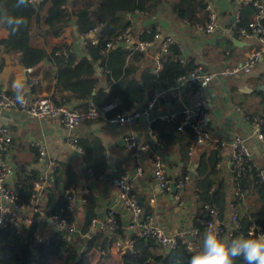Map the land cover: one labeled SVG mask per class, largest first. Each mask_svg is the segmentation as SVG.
<instances>
[{
  "label": "crops",
  "instance_id": "0c3cea01",
  "mask_svg": "<svg viewBox=\"0 0 264 264\" xmlns=\"http://www.w3.org/2000/svg\"><path fill=\"white\" fill-rule=\"evenodd\" d=\"M164 1L162 12L160 10L154 17L135 13L125 16V20L130 21L136 29H142L148 24L159 27L164 34H169L175 39L185 60L194 58L199 62L200 67L198 68H202L207 73L217 74L204 94L212 115L209 123L211 138L227 141L238 136L245 139L252 152L253 170L264 172V142L255 136L254 127L250 122L251 118L264 114V91L259 89L264 85V57L249 74L238 77L221 74L227 68L242 65L251 50L264 47V36L240 38L232 34L233 30L238 27V20L242 15L243 9L240 10L239 0H205L207 4L215 6L219 18L216 31L210 35L194 32L193 29L179 22L171 12L169 4H166L170 0ZM84 2V0H69V7L77 10ZM49 7L47 4L42 9L40 25L37 26L36 22L32 25L33 45L45 49L49 54L55 46H60L64 50L69 49L78 60H82L85 56L90 57L85 44L87 37L79 33L75 24L64 27L60 36H44L47 27L43 24V20ZM249 19L253 21L254 15H250ZM201 20L204 21V18L201 17ZM8 36L9 30L0 23V42L7 39ZM88 38L97 39V33L89 35ZM159 49L160 46L157 45L150 51V54L158 53ZM66 53L63 51V53H57L60 56L56 55L63 57L62 55H67ZM62 63L61 60L49 57L35 70L30 71L18 63L17 56L4 53L0 48V67L2 66L0 91L7 94L40 93L52 97L56 88L59 67ZM128 66L130 67L128 78L140 79L144 74H153L151 59L146 55L141 60L130 61L129 59ZM103 68L100 62L95 67L98 83L93 93L94 96L98 91L109 92L118 84V80L115 79L108 81L112 74ZM166 89H170V87H157L155 92ZM172 94L174 95V93ZM58 96L63 97V94H58ZM64 98H70V95L65 93ZM149 99L145 98L143 103L133 107H143ZM193 101L194 99L187 93L184 95L183 103H176L171 97L167 104L154 112L152 121H139L132 127H124L104 119L84 122L77 131L79 140L86 147L102 151L106 172L100 176H95L91 172L85 162V154L80 155L70 146L67 132L58 120L36 119L24 113L0 111V125L7 126L12 135L8 162L15 170V175L11 185L16 188L18 182L25 181L26 177H30L33 173L39 176L41 182L44 181L46 175H49V181L36 192L39 201L38 208L42 211L48 205L45 197L47 189L52 187L54 173L57 168L60 169L65 183L71 184V190L78 192L83 199H88L89 196L92 198L96 206L94 213L97 218L102 214L104 221L106 213L110 209H116L117 215L125 223L127 236L122 238V243L126 246L132 237L128 229L129 215L119 206L118 194L112 181L115 178L128 175L134 182L135 194L142 198L145 214L155 216L167 233H176L192 227L198 215L194 196V179L187 184L184 191H177L181 197L179 202L173 196L175 193H162L147 160L142 164V173H139V165L128 150L126 137L134 134L141 143H153L155 140L153 123L161 122L159 117L174 114L184 105ZM67 105L91 106L92 101L79 102L71 99ZM235 107H241L246 116L233 114ZM186 142V138L179 137L170 144L165 142L162 148L163 160L172 179H178L186 173L197 171L198 157L207 150H212L211 146H200L195 156L190 158L187 155ZM38 144L45 148L46 156L43 158L40 157L39 149L36 147ZM53 161L56 164V170L51 172V162ZM222 167L223 169L218 171L220 178L227 186L228 207L226 211H229L235 206L232 203L237 196L231 179L232 166L230 162L225 161ZM250 193V191L247 192L249 195ZM241 198L244 200V204L239 206L241 219L244 215L243 212L246 215L250 209L259 208L262 205L255 196L241 195ZM86 211V205H78L74 220L79 236L86 220ZM36 215L38 217L35 219ZM21 217L25 228L36 223V228L39 229L41 236L51 235L57 231L45 215L35 212L32 207L26 209ZM248 219L252 220V217L249 216ZM81 239L86 241L89 236H82ZM83 241H75L82 251L85 248ZM95 257H99V254H96ZM119 260V251L111 249L107 264H119Z\"/></svg>",
  "mask_w": 264,
  "mask_h": 264
},
{
  "label": "trees",
  "instance_id": "16d2710c",
  "mask_svg": "<svg viewBox=\"0 0 264 264\" xmlns=\"http://www.w3.org/2000/svg\"><path fill=\"white\" fill-rule=\"evenodd\" d=\"M84 4L77 10L69 7V0H45V3L33 7L28 4L27 7H16L17 0H0V23L9 30L7 39L0 42V48L4 53L17 56L18 63L27 70H35L46 58H56L63 63L59 67L55 92L51 97L53 102L58 105H67L71 99L79 102L92 101V105L104 108L110 105H117L116 109L107 114L108 117L122 115L129 112V108L143 103L145 98H151L157 87H171L178 78L187 76L198 69L199 62L194 59H187L185 63L181 62L183 58L182 50L174 45L170 47L168 53L162 56L163 69L156 75L147 73L140 79L128 78L130 75L129 59L141 60L145 55L137 52L130 55L127 49H117L110 52H104L107 42L131 25L130 21L125 20V16L135 13H147L154 17L164 8V0H84ZM49 5L43 24L47 27L46 35L60 36L64 27L75 24L81 35L96 31L97 42L91 41L86 45L87 53L78 60L71 51L64 50L63 47L55 46L50 54L42 48L33 45L32 25H40V13L45 5ZM171 12L176 19L184 23L204 24L207 21L206 1L205 0H170ZM250 15H256V9L253 6L244 7L238 23L237 31L241 28H248L252 22ZM7 17L20 18L25 23L13 33L7 26L5 20ZM204 18V21L201 20ZM264 26V21H263ZM160 50V49H159ZM66 51L67 55L59 57L57 53ZM106 53L107 55H104ZM159 53V52H158ZM107 69L112 75L108 81L118 80V84L109 92L98 91L94 96L97 85L95 76V67L97 63ZM2 66L0 67V72ZM68 93L70 98H64ZM63 94V97L58 96ZM88 108L87 105H81ZM176 123H153V129L168 144L174 139L182 137L177 131ZM178 137V138H177ZM81 144V143H80ZM83 144V143H82ZM81 144V145H82ZM85 162L95 176L105 174L106 166L102 156V151L86 147ZM220 163L219 153L214 150H207L197 159V172L199 177L194 178V196L198 207V217L203 214L206 206L218 210L223 216L228 207L227 186L217 165ZM53 185L47 189L46 201L54 210L65 209L67 199L65 193L71 190V184L65 183L61 170L57 168L53 176ZM40 178L36 173L25 181L18 182L16 189L20 194L21 204L30 205L34 194V184L39 182ZM243 196H255L262 205L250 209L242 215V223L247 228L255 220L257 223H263L264 212V185L259 184L257 172L252 170L244 176L237 187ZM250 191V195L247 192ZM242 206L244 200L241 196L236 197L232 203ZM94 202L89 196L86 205V220L81 228V235H71L54 239L49 246L36 243L33 239L36 223L31 227L23 229L18 233L14 228L8 227L0 230V264H93L94 257L110 258L114 237L110 235L94 234L91 230L92 220L96 218ZM252 217L249 220L248 217ZM38 215L34 218L36 219ZM63 217L70 222H75L74 217L64 212ZM119 229L118 235L126 238L125 223L118 216ZM82 236H89V239L83 241ZM236 238V237H235ZM76 240L83 241L84 250H80L75 244ZM127 241V240H125ZM130 241L133 245L128 247L123 253H120L119 264H190L191 256L194 253L188 251L185 247L167 252L161 248L155 241L137 238L132 236ZM233 264H245L243 257H236Z\"/></svg>",
  "mask_w": 264,
  "mask_h": 264
},
{
  "label": "built area",
  "instance_id": "2783aa9c",
  "mask_svg": "<svg viewBox=\"0 0 264 264\" xmlns=\"http://www.w3.org/2000/svg\"><path fill=\"white\" fill-rule=\"evenodd\" d=\"M45 3V0H30L29 5L38 7ZM240 10L247 6H253L256 9L254 20L248 28L241 27L238 31L234 29L232 34L238 37L264 36V1L263 0H239ZM207 21L204 24L192 23L185 21L184 24L193 29L194 32L202 35L214 33L218 26V14L213 4L206 5ZM148 16L147 13H141ZM239 21V20H238ZM91 31L85 34L87 37L85 44L91 41L96 44L97 39L88 38L89 35L95 34ZM157 45L160 46L159 53L150 54V51ZM176 45L175 39L169 34H164L161 29L155 25L148 24L142 29H136L130 25L121 34L112 37L106 44L104 52H110L117 49H127L130 55L137 52L143 53L151 59L153 73L158 75L163 69L162 56L168 53L170 47ZM60 55V54H57ZM65 56V55H62ZM66 57V56H65ZM264 57V47L251 50L246 57L245 62L240 66L227 68L221 74L223 76H234L251 73ZM182 63L186 60L183 57ZM104 69V68H103ZM109 72V71H108ZM217 74L204 72L202 68L196 69L187 76H182L170 87V89L156 91L152 97L143 105V107H130L129 112L108 117L107 114L116 109L117 105L113 104L104 108L94 105L88 108L78 105H56L50 96H44L40 93L30 94H7L0 91V111L11 113H24L25 115L36 119H56L67 132V138L70 146L80 155H84L85 150L80 144L78 129L88 121L104 119L109 122L117 123L124 127L136 125L143 116L153 115L154 112L167 104L171 97L176 103L184 102V95L187 93L194 101L184 105L174 114L159 117L164 123H176L177 131L182 137L186 138L187 155L190 158L195 156L200 146L208 145L212 150L217 151L220 157V163L217 170L223 169V163L229 161L231 168V179L235 190V195L240 197L241 194L237 187L240 180L253 170L252 152L245 139L235 137L232 140H214L211 138L209 123L211 121V111L207 100L204 98L209 85ZM174 93V95L172 94ZM173 95V96H172ZM246 116L241 107H235L233 114ZM250 122L254 127L255 136L264 142V114L260 117L251 118ZM153 143H141L136 135L131 134L126 137L127 147L132 158L139 165V173H142V164L145 160L150 165L157 184L162 193H175L174 198L179 202L180 194L185 190L187 184L194 178L199 177L197 171L186 173L181 178L172 179L164 163L162 148L165 141L155 132ZM12 141L11 131L7 126H0V230L8 227L14 228L18 233L25 229L22 222V213L28 208H33L35 212L45 215L52 225L57 229L54 234L41 236L39 229H35L33 239L36 243L49 246L54 239L68 237L77 233L76 222H70L63 217L66 212L75 217L79 204L87 205V199H83L78 192L67 190L65 197L67 207L64 209L54 210L49 205L42 211L38 208L39 201L36 192L41 190L43 184L49 181V175L44 177V181L35 183L34 194L31 198L30 205L21 204L20 194L16 188L11 185L15 175V170L8 162L10 143ZM39 149L40 157L46 156L45 148L42 145H36ZM56 170V164L51 162V172ZM197 170V169H196ZM259 184L264 185V172L257 171ZM44 182V183H43ZM119 198V206L122 207L129 215L128 229L132 236L141 239L153 240L165 251H171L178 247H185L191 253L198 252L202 244L204 232L212 226L219 231L221 236L229 239L237 237H248L249 233L258 235L264 232L263 223H257L253 220L247 228H244L239 206L235 205L231 210L226 211L223 216L214 208L206 206L203 214L195 218V224L192 227L182 229L176 233H167L160 225L155 216L145 214L143 206L138 200V195L133 191L134 182L128 175L115 178L112 181ZM243 195V194H242ZM264 213V212H263ZM264 220V214H263ZM100 223L99 229H96ZM119 221L116 209H110L106 213V219L102 222L96 217L92 220V232L98 235H110L114 237L112 249H117L123 253L128 247L133 245L130 241L126 246L122 243L121 236L118 235Z\"/></svg>",
  "mask_w": 264,
  "mask_h": 264
},
{
  "label": "clouds",
  "instance_id": "9594fccd",
  "mask_svg": "<svg viewBox=\"0 0 264 264\" xmlns=\"http://www.w3.org/2000/svg\"><path fill=\"white\" fill-rule=\"evenodd\" d=\"M30 0H17L16 7H27ZM7 26L15 33L25 21L7 17ZM236 257H243L245 264H264V232L248 237L229 239L221 236L212 226L202 236L201 248L190 259V264H233Z\"/></svg>",
  "mask_w": 264,
  "mask_h": 264
},
{
  "label": "water",
  "instance_id": "95a60500",
  "mask_svg": "<svg viewBox=\"0 0 264 264\" xmlns=\"http://www.w3.org/2000/svg\"><path fill=\"white\" fill-rule=\"evenodd\" d=\"M259 89L262 90V91H264V85L260 86ZM144 120L152 121L153 120V115H149L147 117L146 116H143L140 119V121H144ZM133 191H135V188L133 189ZM138 200H139L140 204L142 205L143 204L142 198L141 197H138ZM98 219H99L100 222H102L103 221V215L102 214L99 215ZM99 227H100V223L97 224L96 229H99ZM76 235H79V233H76ZM167 252H171V250L168 249Z\"/></svg>",
  "mask_w": 264,
  "mask_h": 264
},
{
  "label": "rangeland",
  "instance_id": "374dc122",
  "mask_svg": "<svg viewBox=\"0 0 264 264\" xmlns=\"http://www.w3.org/2000/svg\"><path fill=\"white\" fill-rule=\"evenodd\" d=\"M107 43H109V41ZM93 264H107V259L102 258V257H94Z\"/></svg>",
  "mask_w": 264,
  "mask_h": 264
}]
</instances>
